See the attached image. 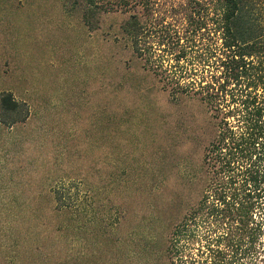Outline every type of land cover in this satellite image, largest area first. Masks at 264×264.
<instances>
[{"label": "rangeland", "instance_id": "374dc122", "mask_svg": "<svg viewBox=\"0 0 264 264\" xmlns=\"http://www.w3.org/2000/svg\"><path fill=\"white\" fill-rule=\"evenodd\" d=\"M74 2L0 0V93L29 109L0 124V264H177L169 239L200 201L213 111L170 100L124 16L90 32Z\"/></svg>", "mask_w": 264, "mask_h": 264}, {"label": "trees", "instance_id": "16d2710c", "mask_svg": "<svg viewBox=\"0 0 264 264\" xmlns=\"http://www.w3.org/2000/svg\"><path fill=\"white\" fill-rule=\"evenodd\" d=\"M90 32L124 16L120 33L172 102L204 101L217 133L204 156L197 206L173 228L177 264L264 258V27L259 0H75ZM264 15V13H263ZM256 57L259 62L250 59ZM28 106L0 93V124L23 122ZM196 258H205L203 262ZM209 259H211L209 261Z\"/></svg>", "mask_w": 264, "mask_h": 264}, {"label": "crops", "instance_id": "0c3cea01", "mask_svg": "<svg viewBox=\"0 0 264 264\" xmlns=\"http://www.w3.org/2000/svg\"><path fill=\"white\" fill-rule=\"evenodd\" d=\"M17 100V99H16Z\"/></svg>", "mask_w": 264, "mask_h": 264}]
</instances>
